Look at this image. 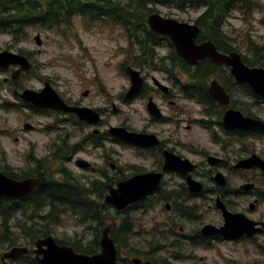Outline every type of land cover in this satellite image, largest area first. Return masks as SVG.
Listing matches in <instances>:
<instances>
[{
	"label": "rangeland",
	"instance_id": "1",
	"mask_svg": "<svg viewBox=\"0 0 264 264\" xmlns=\"http://www.w3.org/2000/svg\"><path fill=\"white\" fill-rule=\"evenodd\" d=\"M158 7L162 13L183 20H193L198 15V12L191 9L180 10L163 5ZM227 30L243 46L241 48L243 52L247 49L246 42L248 40L249 44L251 41L258 42L263 47L264 53V0H260V7L253 16L234 11L228 19ZM37 33H41L44 40L41 46H38L35 41ZM126 46V35L120 27L92 22L82 16H77L74 24L61 29L42 30L30 27L20 40L13 39L9 33H0V47L2 48L35 50L34 59L38 63V68L24 81L27 86L40 87L43 83V76H47L64 95L73 99L80 98L85 104L101 108L105 121L100 128L104 131L109 127V124H126L137 129H151L147 128L150 125V116L145 109V100L141 98L128 103L123 100V94L129 87L130 80L121 71L119 65L124 61H128L130 64L135 62L129 55V51L125 49ZM39 48L40 52H38ZM161 52L165 53L166 51L161 50ZM143 71L146 73V70ZM152 75L164 78L161 71L154 69L150 73L149 82L152 81ZM3 77L4 75L0 74V81ZM86 90H90V95L84 94ZM6 99L15 100L14 94L9 87L0 84V160L1 156H7L8 162L12 166L23 167L25 165L23 146L26 142L31 143L32 148L37 147V154L42 156L47 152L52 138H57L60 134H68L72 142H76L80 141L85 134L83 129L71 121L66 124L61 123L59 130L51 132L45 130L48 124H54V117L34 114L22 106L19 110L17 108L8 109L2 105ZM252 106L253 110L257 111V115L264 118V104L256 103ZM166 110L172 119L169 124L159 126L162 135L170 140V147H174L177 152L201 164L196 176L205 181L207 185L212 186V172H209L212 167L207 162V154H216L222 146L213 140L210 130L195 121L202 116L201 106L194 101L182 99L177 106L167 105ZM180 119L183 121L180 122ZM27 120L37 125L41 124L43 129L25 131L23 127ZM193 121L194 126L188 129L186 125ZM253 142L255 143L253 140L249 142L250 147ZM256 145L257 149L264 154V139L256 141ZM106 155L112 156V158L105 161ZM83 156L95 161L99 166L104 165L109 169H111L110 162L117 161L126 174H131L134 171L131 167L134 164L142 166L145 170L156 168L153 158L145 156L132 146L118 142L113 143L109 139L105 147L90 146ZM70 166L78 174H86L85 178L97 177V173L79 169L75 164H70ZM223 171L233 180L235 187L249 179V175L253 176L250 173L245 175L236 172L229 166L224 167ZM113 173L114 171L111 175ZM182 182L183 179L177 174H168L164 186L167 189H179ZM214 197L215 195L210 194L207 197H198L193 200V203L197 202L200 205L201 216L199 219L186 220L184 232H191L193 229L201 227L205 222H221L223 220L221 212L215 207ZM166 202L164 201L156 209L142 215L146 229L152 228L153 225L164 227L163 224L169 218V214L175 215L173 210L167 211ZM170 202L172 203V201ZM235 202L240 204L237 209L243 208L239 198H235ZM245 206L248 207L249 202H245ZM57 230L60 236L68 238L75 235L78 230L81 232L82 228L78 227L75 218L68 215L62 220ZM149 232L140 231L138 238L149 237ZM8 234L12 235L11 232ZM160 238L162 239L158 236V239ZM0 248H2L1 245ZM152 254L156 258L167 257L173 264H229L227 258L252 261L253 264L264 263V249L260 250L249 242H221L218 245V250L189 245L187 254L183 258H176L171 250L154 251ZM122 256L131 258L135 255H129L124 250Z\"/></svg>",
	"mask_w": 264,
	"mask_h": 264
},
{
	"label": "water",
	"instance_id": "2",
	"mask_svg": "<svg viewBox=\"0 0 264 264\" xmlns=\"http://www.w3.org/2000/svg\"><path fill=\"white\" fill-rule=\"evenodd\" d=\"M151 22L153 25L159 29L171 32L175 38L178 40L184 53L192 60L196 57L205 54H211L213 58L218 61H226L234 64L235 72L240 79L250 80L258 90L264 93V70L262 69H248L240 61L238 55L233 54V57L225 56L218 53L213 44L205 43L201 46H196L193 42V38L197 33V28L188 26L186 24H179L174 20H164L158 15H153L151 17ZM23 63L26 65L25 59H22ZM10 61H17V58L5 53L0 57V64H7ZM136 78L138 76L135 73ZM213 91L219 97L225 99L224 90L221 86L214 84ZM49 104L57 105L58 107H66V105L60 100L49 99ZM68 109V107H66ZM228 121L236 122L241 125H250V119L241 118L240 115L236 114L234 111L228 114ZM117 133L124 134L125 130L117 129ZM216 161V160H214ZM217 180L221 183L224 182L222 175H218ZM160 175L149 174L135 177L129 181L121 182L119 189H112L113 194L108 196L109 201H113L120 208L125 207L129 202L134 201L142 197L143 195L150 192L153 188L158 185V180ZM191 188L194 190H201L202 184L193 181L189 178ZM35 179H27L24 181L16 182L12 181L2 174H0V194H8L13 196H20L26 194L32 189ZM229 220V226L225 229V232L230 235H238L242 233L246 228V222L241 218L236 217L233 214H227ZM109 230L107 228L104 231V236L102 239L103 252L96 254L94 256H87L83 254H77L72 248L66 246H59L51 238L41 240L38 242L40 249L37 250L38 253L43 252L44 258L40 260L44 264H117L116 263V248L114 241L109 237ZM207 231L212 232L213 227L208 226ZM47 244L48 248H43V245ZM18 250L14 249L8 255L15 256ZM151 264V263H149Z\"/></svg>",
	"mask_w": 264,
	"mask_h": 264
},
{
	"label": "trees",
	"instance_id": "3",
	"mask_svg": "<svg viewBox=\"0 0 264 264\" xmlns=\"http://www.w3.org/2000/svg\"><path fill=\"white\" fill-rule=\"evenodd\" d=\"M148 1L157 0H141L139 5L146 7ZM250 3L251 0H206L208 8L199 17V22L204 26L203 35L212 36L215 42L223 49H232L233 45L228 41L222 30L224 18L231 9L241 5L247 6ZM87 10L113 16L126 26H129L131 22L142 20V18L133 17L136 12L125 9L123 2L118 0H46L45 2L41 0H2L0 3V22L10 26L15 24L22 26L30 23H41L53 27L70 21L74 13ZM199 67L204 68V78L216 70L215 66L208 60L202 62ZM201 80V84L205 87V81L203 79ZM68 182L70 181H67L65 184ZM72 184L73 188L68 186L62 189L65 192V199H68L66 204L83 213H91L99 224H103L106 219V212H102L100 203L92 200L87 195L86 189L83 186L77 183ZM44 187L35 195L39 200V207L45 206L42 203V200L46 199V194L42 193ZM57 190V187L48 188V192ZM22 206L19 203H12L4 199L0 200V207L10 213ZM129 229L131 227L126 226L124 223L121 231H127ZM119 231L120 229L115 231V236L118 241ZM74 246L81 251L93 252L96 250L95 248H84L80 242L74 243ZM23 259L31 264H38L29 255Z\"/></svg>",
	"mask_w": 264,
	"mask_h": 264
}]
</instances>
